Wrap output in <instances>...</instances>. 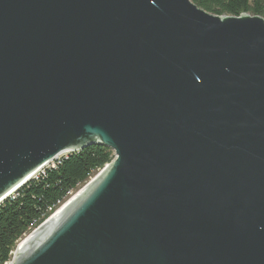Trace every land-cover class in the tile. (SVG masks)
Returning a JSON list of instances; mask_svg holds the SVG:
<instances>
[{"label": "water", "instance_id": "1", "mask_svg": "<svg viewBox=\"0 0 264 264\" xmlns=\"http://www.w3.org/2000/svg\"><path fill=\"white\" fill-rule=\"evenodd\" d=\"M94 145L114 160L13 264H264V18L0 0V205Z\"/></svg>", "mask_w": 264, "mask_h": 264}, {"label": "trees", "instance_id": "2", "mask_svg": "<svg viewBox=\"0 0 264 264\" xmlns=\"http://www.w3.org/2000/svg\"><path fill=\"white\" fill-rule=\"evenodd\" d=\"M217 16L243 15L264 18V0H192ZM111 149L89 146L61 157L54 167L21 187L0 205V264L11 260L12 252L33 229L41 226L54 212L114 160ZM50 209H52L50 211Z\"/></svg>", "mask_w": 264, "mask_h": 264}, {"label": "built area", "instance_id": "3", "mask_svg": "<svg viewBox=\"0 0 264 264\" xmlns=\"http://www.w3.org/2000/svg\"><path fill=\"white\" fill-rule=\"evenodd\" d=\"M71 154H72V153H71ZM68 155H69V154H65V155H62V156L58 157V159H57L56 161L50 163L46 168H43V169H42L39 173H37V174H38V175H39L40 173L44 174V173H45V172H44L45 169H48V168H50V167H54L55 164H56L57 162H59V160L61 159V157H66V156H68ZM37 174H36V175H37ZM36 175H35V179H36L37 176H38V175H37V176H36ZM73 195H75V194H72V193H71V197H73ZM62 206H63V205H62ZM62 206H61V207H62ZM51 210H52V209H50V211H51ZM57 211H58V210H57ZM57 211H56V212H57ZM56 212H54V214H55ZM54 214H52V216H53ZM52 216H51V217H52ZM39 227H40V226H39ZM39 227H38V228H39ZM38 228L33 229V230H32V231H31V232H30L25 238H28V237H29L32 233H34ZM25 238H24L22 241H20V242H23V241L25 240ZM20 242H19L18 244H20ZM17 246H18V245H17ZM17 246H16L15 250H17V248H18ZM15 250L12 252L11 260H10L9 262L5 263V264H13V261H14V258H15V252H16Z\"/></svg>", "mask_w": 264, "mask_h": 264}, {"label": "bare ground", "instance_id": "4", "mask_svg": "<svg viewBox=\"0 0 264 264\" xmlns=\"http://www.w3.org/2000/svg\"><path fill=\"white\" fill-rule=\"evenodd\" d=\"M58 213H56V214H54L53 216H52V219L54 218V216L55 215H57ZM51 221V220H50ZM46 226V225H45ZM37 232V231H36ZM35 232V233H36ZM34 234V233H33ZM33 234H31L29 237H31ZM28 237V238H29ZM28 238H26L23 242H21L19 245H18V248H17V250H16V252H15V257H17V254H18V252H19V249H20V247H21V245L28 239Z\"/></svg>", "mask_w": 264, "mask_h": 264}, {"label": "rangeland", "instance_id": "5", "mask_svg": "<svg viewBox=\"0 0 264 264\" xmlns=\"http://www.w3.org/2000/svg\"><path fill=\"white\" fill-rule=\"evenodd\" d=\"M37 175H38V174H37ZM37 175H36V176H37ZM25 239H26V238H25ZM20 243H21V242H20ZM18 245H19V244H18ZM17 247H18V246H17ZM15 251H16V250H15Z\"/></svg>", "mask_w": 264, "mask_h": 264}]
</instances>
